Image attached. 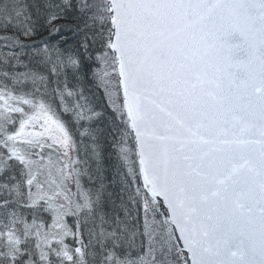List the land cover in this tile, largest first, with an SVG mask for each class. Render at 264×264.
<instances>
[{
    "label": "snow or ice",
    "instance_id": "1",
    "mask_svg": "<svg viewBox=\"0 0 264 264\" xmlns=\"http://www.w3.org/2000/svg\"><path fill=\"white\" fill-rule=\"evenodd\" d=\"M0 264H264V0H0Z\"/></svg>",
    "mask_w": 264,
    "mask_h": 264
}]
</instances>
